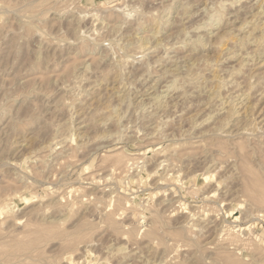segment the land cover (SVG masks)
Here are the masks:
<instances>
[{
	"label": "rangeland",
	"instance_id": "rangeland-1",
	"mask_svg": "<svg viewBox=\"0 0 264 264\" xmlns=\"http://www.w3.org/2000/svg\"><path fill=\"white\" fill-rule=\"evenodd\" d=\"M0 264H264V0H0Z\"/></svg>",
	"mask_w": 264,
	"mask_h": 264
},
{
	"label": "bare ground",
	"instance_id": "bare-ground-1",
	"mask_svg": "<svg viewBox=\"0 0 264 264\" xmlns=\"http://www.w3.org/2000/svg\"><path fill=\"white\" fill-rule=\"evenodd\" d=\"M216 13H217V12H216ZM216 13H215V14H216ZM218 14L220 15V13H218ZM219 15H218V16H219ZM210 16H212V14H211ZM210 16H209V17H210ZM215 16H216V15H215ZM211 18H212V17H211ZM213 18H214V17H213ZM215 18H216V17H215ZM217 18H218V17H217ZM214 20L216 21V19H214ZM208 21H209V19H208ZM210 21H212V20L210 19ZM210 21H209V22H210ZM213 22H214V21H213ZM30 24H31V23H30ZM209 29H210V28H209ZM143 38H144V37H143ZM152 38H153V37H152ZM138 39H139V38H138ZM144 39H145V38H144ZM140 40H141V39H140ZM140 40H139V41H140ZM142 41H143V40H142ZM138 43H139V42H138ZM142 43H143V42H141V44H142ZM142 46H143V45H142ZM143 47H144V46H143ZM137 48H138V47H137ZM147 49H148V48H147ZM140 50H141V46H140ZM144 50H145V48H144ZM158 98H159V97H158ZM154 99H155V98H154ZM158 105H159V104H158ZM118 119H119V118H118Z\"/></svg>",
	"mask_w": 264,
	"mask_h": 264
}]
</instances>
